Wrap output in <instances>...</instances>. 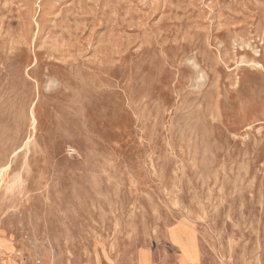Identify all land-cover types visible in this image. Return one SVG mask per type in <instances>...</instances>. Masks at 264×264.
Segmentation results:
<instances>
[{"label": "rangeland", "instance_id": "374dc122", "mask_svg": "<svg viewBox=\"0 0 264 264\" xmlns=\"http://www.w3.org/2000/svg\"><path fill=\"white\" fill-rule=\"evenodd\" d=\"M0 264H264V0H0Z\"/></svg>", "mask_w": 264, "mask_h": 264}]
</instances>
